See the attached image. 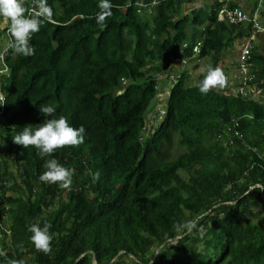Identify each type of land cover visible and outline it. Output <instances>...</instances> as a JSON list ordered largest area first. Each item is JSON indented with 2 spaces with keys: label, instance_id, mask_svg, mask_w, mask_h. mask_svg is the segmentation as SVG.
Segmentation results:
<instances>
[{
  "label": "trees",
  "instance_id": "trees-1",
  "mask_svg": "<svg viewBox=\"0 0 264 264\" xmlns=\"http://www.w3.org/2000/svg\"><path fill=\"white\" fill-rule=\"evenodd\" d=\"M192 1H165L150 18L134 7L122 12L127 0H111L113 15L101 27L99 0H47L54 18L33 36L35 55L4 52L0 264H125L130 256L135 264H264V35L244 61L250 79L238 96L227 88L201 94L197 85L208 65L220 68L223 51L250 36V28L217 23L219 0L181 13ZM248 1L253 8L255 0ZM31 4L26 0L29 10ZM6 31L0 28V42L10 41ZM201 40L205 71L187 85V73L171 65L191 59ZM170 78L175 84L160 102L163 119L144 136L156 114L158 83L168 86ZM251 88L259 91L255 100L251 92L243 97ZM41 104L52 105L54 116L44 117ZM61 115L86 129L82 145L51 157L75 169L70 189L41 182L48 157L13 143L23 127L35 130ZM232 119L256 152L222 145ZM175 139L182 151L172 158L165 149ZM187 220L196 224L191 234L174 229ZM37 221L52 225L50 254L30 240L28 228Z\"/></svg>",
  "mask_w": 264,
  "mask_h": 264
},
{
  "label": "clouds",
  "instance_id": "clouds-1",
  "mask_svg": "<svg viewBox=\"0 0 264 264\" xmlns=\"http://www.w3.org/2000/svg\"><path fill=\"white\" fill-rule=\"evenodd\" d=\"M137 1L138 0L132 3L131 0H127V4L120 7V10L123 12L127 10V8L129 7H134L136 12L135 3ZM144 1L150 2L152 0H144ZM161 1L162 2L160 3V5L168 0H161ZM160 5L158 7H160ZM113 7L114 5L111 3V0H99L98 3L99 11L95 15V20L98 25H100L101 27H106L108 18H110L113 15L112 13ZM32 9L33 11H30ZM156 9L154 10L153 15L155 14ZM30 10L28 6H26V0H0V28L7 26V31L9 32L11 37L10 41H8L7 38L5 39L3 37L4 40L2 41L6 43V46H3V48L0 49V53L4 54V52L11 50L13 53L22 55L24 57H31L35 55V48L31 43L33 36L39 33L42 27L45 26V24L53 22L54 12L52 7L48 4L47 0H32ZM217 13H216V22L224 23L217 21ZM136 14L138 13L136 12ZM138 15L144 16L143 14H138ZM153 15L148 17L151 18ZM207 25L208 23L206 22L204 25L200 27L199 30L201 31L204 30V28ZM238 26H241L242 30H247V27L250 28V36H243L235 41L240 43L239 44L240 47H238V50L237 51L235 50L236 58L228 62L227 68L224 69L222 67L223 71L220 69L221 65L220 68L212 67L211 65H208L206 70V75L204 76L203 80H201L197 85L201 94L207 95L210 91H213L217 88H218L217 92H221L222 88H227L226 93L227 94L229 93L232 96H238L240 94V91L242 92V90L234 89L233 87H229L227 85L228 83L227 76H229L230 69L234 70L239 63V59L242 51V45H244V43L254 35L255 39L250 40L249 42V45L251 47L249 50V57H250V52L253 51L254 45H257L259 43V35H264V34L255 33L253 30H251L250 24L247 25V27L245 28L243 27V25H238ZM238 26H233V27H237L239 29ZM5 35L8 36L7 34ZM234 43L232 45V50L234 49ZM201 44H202V40L196 41L194 43L193 48L198 46L199 51L198 53H195L192 48L191 59L190 58L182 59L181 57L177 58L174 60L171 67L175 68L176 72H186L189 78L191 74L188 71V69L185 68V66L193 63L195 59L200 60L199 54H200ZM178 60L186 61V63L178 68L176 66V61ZM196 67H197L196 65L193 66L194 69ZM228 68L230 69L228 70ZM167 82H168V86H164L162 88L167 87V95H168L170 91V87L175 84V81L168 80ZM162 88L160 90V86L158 83L157 86L158 92L155 98V103L157 104L154 108L156 113L154 116L161 117V121L163 119L164 111L166 110V105L160 103L163 99H165L163 98L164 95L162 96L163 94ZM261 91H263V89H261ZM243 97L249 99L248 95L245 93H243ZM260 100H264V95L263 97H261ZM262 102L263 101H259V103ZM39 112L44 117H53L55 114V108L50 104H41L39 106ZM161 121L157 125H155V128L161 123ZM231 122H237V120L232 119L226 123L230 124ZM146 130L148 131L150 130V128L145 129V131ZM223 131L227 133L225 129ZM146 135L149 134L144 133V136ZM85 136H86V129L83 125H81L79 128L73 127L69 124L68 119L65 116L61 115L59 116V118L45 119L42 124L36 126L35 130H33V128L28 125L23 127V130L20 133L13 136V143L23 146L26 149H28L30 146L35 147V149L37 150V154L42 159L48 157L47 159H44L43 167L45 171L39 177V180L41 182L50 185L56 184L61 189H70L73 183V176L75 174V169L67 168L63 166L57 159L51 157H54V154L58 150H62L65 148H78L80 145H82L85 142ZM226 139H224L225 141H223L222 144L223 146L224 143L227 141ZM236 139H239V141L235 142ZM237 143H240L239 145L243 146V148L246 150L250 148V150L256 152V148L253 147L252 149L251 146L245 144L241 140V137L235 138L233 140L232 146L234 149L237 146L236 145ZM224 147H229V146H224ZM93 178L94 180L98 181L100 179V173L96 172ZM51 227L52 225L50 223H45L43 226H41V224L37 221L35 223H32L28 228V231L31 233L30 240L34 245L36 251L42 252L45 255L50 254L52 252L53 235L50 234L49 232V229ZM173 227L177 232L183 231L185 234H191L192 231L196 228V224L191 220H187L183 222H177L173 225ZM4 255L5 253L2 250H0V256H4ZM126 261L125 264L137 263L132 256H130L129 259ZM7 264H26V261L23 259H9L7 260Z\"/></svg>",
  "mask_w": 264,
  "mask_h": 264
},
{
  "label": "built area",
  "instance_id": "built-area-1",
  "mask_svg": "<svg viewBox=\"0 0 264 264\" xmlns=\"http://www.w3.org/2000/svg\"><path fill=\"white\" fill-rule=\"evenodd\" d=\"M161 0H152L150 2H145L144 0H138L136 5V12L138 14H143L147 16H151L154 13V10L160 5ZM230 2L235 3V6L229 7L228 4ZM253 4V8L250 7L252 3L248 0H220V8L217 13V21L224 22L226 24H230L233 26L243 25V27H247L250 24L251 30L255 33H262L264 34V0H255ZM33 11V10H30ZM8 35V31H6ZM255 39L254 35L249 40H247L244 45H242L241 56L239 59V63L234 70L230 69L229 76H227L229 87H233L234 89L244 90L239 88V85L242 83L247 82V72L250 64L248 61L244 63L246 59L249 58V50L250 40ZM195 53H198L199 49L198 46L193 48ZM4 63V56L0 53V79L1 77L8 73L7 67L3 64ZM186 61L178 60L176 61V66L179 68L181 65H184ZM169 80L174 81L172 78ZM1 84V82H0ZM237 91V90H236ZM246 94L249 97L248 92H251L253 97L251 98L255 100L256 96L259 95V91L256 88H251L246 90ZM250 98V97H249ZM0 113L3 110L5 97L0 91ZM237 122H231L230 124L225 123L224 129L225 131L230 134L227 141L224 143V146H232L233 145V138H240L241 135L236 130ZM250 149V148H248Z\"/></svg>",
  "mask_w": 264,
  "mask_h": 264
},
{
  "label": "rangeland",
  "instance_id": "rangeland-1",
  "mask_svg": "<svg viewBox=\"0 0 264 264\" xmlns=\"http://www.w3.org/2000/svg\"><path fill=\"white\" fill-rule=\"evenodd\" d=\"M212 0H193L191 4H187L185 7H184V10H182L181 12H184L186 10V14H189L190 12V8H193V7H198L199 5H205L206 6V9L208 10L210 4H211ZM183 9V7H182ZM1 39H3V36H1ZM1 40V44H0V49L3 48V46H6V43L3 42ZM240 43L239 42H235L234 43V49L232 50V46L229 47V48H226L223 53H222V56H221V60H220V65H221V68L223 67L224 69L227 68V65H228V62H230V60H233L236 58V55H235V50L237 51L238 50V47H240L239 45ZM239 45V46H238ZM207 60L206 59H200V60H194L193 63L191 64H188L185 66L186 69H188V71L190 72L191 76H189V80H188V84L187 85H195V82H196V79L198 78V75L199 74H202L205 70V66L207 64L206 62ZM196 65L197 67L194 69L193 66ZM230 68H228L229 70ZM163 86H165V84L163 83V81L161 82ZM161 90V88H160ZM163 90V98L166 97L167 95V87L165 88H162ZM218 88L215 89V91L217 92ZM161 121V117L159 116H154L150 118V123L148 122V125L150 126V130H146L145 131V134H148L149 131L150 133L153 132V130L155 129V125H157L159 122ZM177 142H176V139L174 140V143L172 145L171 148H167L165 149V154L168 156V155H172V158L175 157L176 154L180 153L182 150L177 146ZM261 219V216H260V213H255L254 217H253V221H257V220H260ZM127 262V261H126Z\"/></svg>",
  "mask_w": 264,
  "mask_h": 264
},
{
  "label": "crops",
  "instance_id": "crops-1",
  "mask_svg": "<svg viewBox=\"0 0 264 264\" xmlns=\"http://www.w3.org/2000/svg\"><path fill=\"white\" fill-rule=\"evenodd\" d=\"M212 2H213V0H212ZM212 2H211V4H212ZM211 4H210V5H211ZM199 6H200V5H199ZM182 10H184V8H183ZM185 12H186V10H185L184 12H181V13H185Z\"/></svg>",
  "mask_w": 264,
  "mask_h": 264
}]
</instances>
